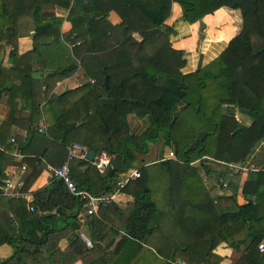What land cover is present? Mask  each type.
<instances>
[{"label": "trees", "instance_id": "1", "mask_svg": "<svg viewBox=\"0 0 264 264\" xmlns=\"http://www.w3.org/2000/svg\"><path fill=\"white\" fill-rule=\"evenodd\" d=\"M22 1L0 0V39L12 42L18 35L19 14L31 9L25 10L28 5ZM172 1L180 5L181 16L187 21L197 20L222 5L237 8L241 27L212 60L182 72L183 53L170 44L172 28L163 22ZM109 3L108 7L120 16V21L108 31L117 42L114 47L106 48L91 30L80 33L73 25L69 32L76 31L70 41L80 40V44H75L73 53L92 82L50 95L47 84V99L42 104L37 93L40 82L23 74L28 67L14 62L11 69L20 73L21 80L18 85L1 81L0 93L5 89L8 97L0 136L15 122L13 114L18 101L14 90L19 89L31 111L25 125L29 135L27 139L15 136L12 142L25 155L29 152L28 143L48 138L49 130L38 132L30 125L33 114L46 115L48 111L53 115L52 122L62 124L58 129L62 134L56 135L60 148L75 139L88 149L115 154L114 169L105 175L89 159H78V167L87 163L84 170L70 162L71 177L79 188L94 194L111 190L106 179L127 169L134 159L133 151H145L159 131L175 156L138 167L139 176L122 187L132 196L127 208L110 201L100 204L92 214L80 215L83 200L57 177H50L45 186L33 190L30 200L0 195V243L13 247L12 254L0 259V264H69L81 255V264H175L176 258L185 264H218L221 256L215 247L242 230L251 232L252 237L233 264H264V249L257 247L264 239V170L248 172L241 189L244 200L237 201L232 193L231 203L223 207L199 171L202 167L208 174L212 163L242 161L264 139V0ZM73 6L69 16L74 13ZM70 19L75 24L74 16ZM60 22V18L50 17L40 24L34 18L33 49L20 54L12 49L9 56L27 58L34 51L39 34L49 27L54 28L55 41ZM116 31L120 32L119 37ZM134 31L139 38L133 35ZM76 67L72 58L69 65L54 70L49 78L55 81ZM1 71L0 62V77ZM104 74L107 85L103 84ZM76 91L79 95L66 105ZM234 109L247 115L250 123L237 119ZM130 116L146 118L148 123L140 132H134L128 121ZM201 129L206 131L204 137L191 144ZM11 146L7 144L6 148ZM10 159V154L0 150V179ZM195 159L200 161L199 167L190 163ZM28 160L32 169L23 178V191L50 161L35 156ZM62 162L61 158L57 164ZM256 163L264 167V163ZM152 170L155 172L150 174ZM151 179L161 185L151 187ZM29 204L35 210H30ZM63 237L68 244L60 248L58 243Z\"/></svg>", "mask_w": 264, "mask_h": 264}, {"label": "crops", "instance_id": "2", "mask_svg": "<svg viewBox=\"0 0 264 264\" xmlns=\"http://www.w3.org/2000/svg\"><path fill=\"white\" fill-rule=\"evenodd\" d=\"M23 2L25 5H28L24 6L25 10L27 8L31 9L29 11H23L19 14V18L16 23L18 35L13 39L14 42L8 41L7 39H0V62L2 66L0 88L2 85V80L14 85L20 84V73L13 72L11 69L14 66V62L19 63L21 66L28 67L29 69L24 70L23 74L30 76L40 82V86H37V93H39V96L42 99V104L46 101L47 95L52 93L58 94L66 89L79 86L84 82H92L93 79L85 74L80 60L73 53V47H76L75 44H78L80 41H70V39L75 35L76 31L73 33L69 32L72 30L73 25L75 30H78L80 33H84L85 30H91L98 36L99 40L106 48L114 47L117 42L108 31L109 27L116 25L120 21V16L113 8L108 7L110 4L109 0H23L22 4ZM73 4L75 10L70 16H74L75 24L71 21L69 16L70 8ZM103 12H105V14H103ZM50 17L61 19L59 24V36L55 39V41H52V39H54V28L49 27L45 30L43 29L42 33L39 34L41 36H39L38 41H36L37 45L35 46L34 51L27 58L18 60L16 57L13 58L9 56V52L12 49H15L17 54L33 49L32 47L34 45L33 39L35 31L32 24L34 18L36 19L37 23L42 24L45 19ZM89 18H91V21L88 20ZM163 22L165 25L171 26L172 28V32L168 36L170 44L172 47L180 49L183 53L185 61L181 66L182 72L192 71L198 65L206 64L215 56H217L225 48L228 40L239 31L242 23L239 10L237 8H230L225 5L216 8L212 12L205 13L197 20L187 21L182 18L180 5L176 1L171 2L170 11ZM158 28H163V25H159ZM115 33L118 37L120 36V32L116 31ZM133 35L139 38V34L136 31L133 32ZM72 58L77 62V67L74 69V71L68 75L57 78L55 81H52L49 78V74H51L54 70L61 69L69 65ZM47 84L49 90L47 95H45ZM18 90L19 89L14 90V92L17 93L16 99L18 101L16 104V110L13 114L15 122H12L10 126L6 128V130H3L2 135L0 136V150L4 149L6 154L11 155V161L4 167L3 174L11 173L12 169L15 168L16 164L12 161V151L14 149L20 150L19 146L13 143L14 141L12 142L10 140V137L19 136L27 139L29 135L25 125L27 120H30L31 111L26 106L25 97L22 96L20 90ZM79 93V91L73 92L72 97L69 99L66 105L71 100H75ZM7 97L8 93L4 89L0 93V125L6 115ZM234 114L236 118L244 124L250 123V118L239 110L235 109ZM52 116L53 115L51 114V111H48L46 115H44L43 112L42 114L40 113L39 116H35L33 114L30 125L32 128L36 127L38 132H48L49 130V133L47 134L48 138H37V140L34 142L27 144V149L29 152L26 153L27 155H25L26 168L23 171L17 169V171L15 170L14 174L12 175L13 180H23V178L32 169L30 160L28 159L33 156L42 161H46V159L50 160L46 162L45 166L40 170V173L34 178L28 187V194L26 196L27 200H30L32 197L31 192L33 190L45 186L50 181V167L57 166V162L61 158L63 161L66 160L68 145L74 141L80 142L73 139L67 143H64L63 147L60 148V142L56 138V135L62 134L61 130H58L62 124L52 122ZM128 121L130 123L131 129L134 130V132H140L148 123L146 118L140 119L134 116H130ZM7 144H12V146L10 148H6ZM82 144L85 145L84 143ZM166 146L169 145L165 143L163 132L159 131L156 138L148 142V146L145 151H133L134 159L131 161V165L129 167L138 168L141 165H151L160 161H164L166 158H170L166 156ZM78 159L83 158L75 157L71 159V166L78 168L79 170H84L87 166V163L84 162L78 167ZM263 160L264 139L259 141L254 149L248 155H246L242 161L239 162L244 164H257L256 161L262 163ZM190 163L198 165L200 161L195 159L190 161ZM219 164L222 166L216 164L218 168L216 172H209L208 174L205 173L202 167H199L204 184L209 188L212 196L215 197V200L216 192L220 194H217L218 197H223L221 204H219L222 207L228 205L225 203H231L232 200L229 195L232 193H234L237 201H242L243 195L241 189L247 173L231 174L228 171V168L226 171L223 170V168L225 169L226 166H224L222 161ZM154 172L155 170H152L150 174H153ZM211 175H214L216 178L215 183L212 180V177H210ZM115 176L108 177L106 179V184L113 187V178ZM224 179L226 180L227 184L225 186H221V182ZM213 183L215 186H212ZM149 184L153 188L161 185L156 179L149 180ZM131 200V194L121 190V193L117 196L114 202H116L120 208H127L129 205L127 203ZM80 215H83L82 210L80 211ZM79 232L84 235L81 230H79ZM106 232L109 233V227H107ZM251 237V232L247 233L246 230H242L239 233L229 237L227 240L220 242L214 249L215 252L221 256L218 264H233L234 260L245 249V246ZM118 238L119 235L115 236V240ZM262 241H264V239H262ZM67 244L68 239L66 237L61 238L58 243L60 248H64ZM12 252L13 247L10 244L7 242L0 243V259L9 256L12 254ZM85 253L86 251H84L82 254ZM81 256L69 264H81Z\"/></svg>", "mask_w": 264, "mask_h": 264}, {"label": "built area", "instance_id": "3", "mask_svg": "<svg viewBox=\"0 0 264 264\" xmlns=\"http://www.w3.org/2000/svg\"><path fill=\"white\" fill-rule=\"evenodd\" d=\"M11 141H14V137H10ZM89 149L83 145L80 142H71L67 147V156L66 160L63 161L60 165L52 166L51 169V175L50 177H57L62 179V181L65 183L66 188L73 193L74 195L78 196L83 200L82 202V213L83 215L92 214L96 211L97 207L100 204H106L110 201L116 200L117 196L121 193L122 187L130 180L134 179L139 176V169L137 167H129L125 170L119 171L116 173V176L113 178V187L111 190L101 192L98 194L91 193L85 188H79L74 183L71 174H70V160L79 157L83 159H88ZM167 157H174L175 153L172 150H168L166 153ZM25 154L21 152L19 149H14L12 151V161L16 164L15 168L12 169L11 173H5L0 179V195L5 196L7 198L9 197H25L28 194V191L21 190V186L23 183L22 179L19 180H13L12 175L14 174L15 170L19 169L20 171H23L26 168V162L24 160ZM114 158L115 154L110 153L104 149H99L97 151H94L93 157L91 159L92 164L96 168V170L101 174H106L109 170L114 169ZM224 165L228 168V171L231 174H237V173H248L250 171L263 169L264 167L255 163H249L244 164L242 162H225L222 161ZM264 163V160L263 162ZM226 180H222L221 186H225ZM244 198L242 199V201ZM28 208L30 210H35L32 204L28 205ZM52 211H55L54 209ZM40 213V211H37ZM83 238L86 240V242L89 244V241L87 238L81 233ZM257 247L262 250L264 249V241H260L257 244ZM173 262L175 264H185L184 260L182 259H174Z\"/></svg>", "mask_w": 264, "mask_h": 264}, {"label": "water", "instance_id": "4", "mask_svg": "<svg viewBox=\"0 0 264 264\" xmlns=\"http://www.w3.org/2000/svg\"><path fill=\"white\" fill-rule=\"evenodd\" d=\"M103 84L104 85H107L108 84V82H107V75L106 74H104ZM205 133H206V131L204 129L199 130L197 132L196 136L194 137L193 141L191 142V144L195 143L196 141H200L204 137ZM93 154H94V150H89L88 151V154H87L88 159L91 160L92 157H93Z\"/></svg>", "mask_w": 264, "mask_h": 264}, {"label": "rangeland", "instance_id": "5", "mask_svg": "<svg viewBox=\"0 0 264 264\" xmlns=\"http://www.w3.org/2000/svg\"><path fill=\"white\" fill-rule=\"evenodd\" d=\"M235 110V109H234ZM196 136V135H195ZM193 141V140H192ZM166 148V152H167V150H169V148H170V146H166L165 147ZM262 157H263V155H262ZM216 164L217 165H221V164H218V163H212V164H210V168H211V173H213L214 171L216 172L217 170H218V168H217V166H216ZM197 165V164H196ZM198 167H199V164L197 165ZM222 166V165H221ZM225 166V165H224ZM217 168V169H216ZM223 170H227V167L224 169L223 168ZM210 177H212V180L214 181V183L216 182V178L214 177V175H211ZM213 183V185L212 186H215V184ZM218 193L216 192V200L219 202V203H221V200L223 199V197L222 198H220V197H218V195H220V194H218ZM215 198V197H214Z\"/></svg>", "mask_w": 264, "mask_h": 264}]
</instances>
